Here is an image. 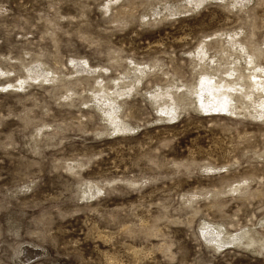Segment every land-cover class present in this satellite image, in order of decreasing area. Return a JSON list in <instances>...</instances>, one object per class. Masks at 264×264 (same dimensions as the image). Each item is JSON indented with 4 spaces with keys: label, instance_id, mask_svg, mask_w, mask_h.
<instances>
[{
    "label": "rangeland",
    "instance_id": "374dc122",
    "mask_svg": "<svg viewBox=\"0 0 264 264\" xmlns=\"http://www.w3.org/2000/svg\"><path fill=\"white\" fill-rule=\"evenodd\" d=\"M0 264H264V0H0Z\"/></svg>",
    "mask_w": 264,
    "mask_h": 264
},
{
    "label": "bare ground",
    "instance_id": "6f19581e",
    "mask_svg": "<svg viewBox=\"0 0 264 264\" xmlns=\"http://www.w3.org/2000/svg\"><path fill=\"white\" fill-rule=\"evenodd\" d=\"M252 56H253V55H252ZM251 58H252V57H251ZM245 60H246V59H245ZM248 63H249V62H248ZM248 63H247V64H248ZM251 64H253V63H251ZM253 75H254V73H253ZM257 75H258V74H257ZM212 77H213V76H212ZM249 77H251V76H249ZM255 77H256V76H255ZM257 78H258V77H257ZM213 79H214V78H213ZM257 80H258V79H257ZM212 82H213L212 79H210V80L208 79V86L210 87V89H208L209 92H208V91H207V92L209 93V95H211V96L208 98L209 100L214 99V96H213L214 94L211 92V89H212L213 87H215V85H214ZM205 83H207V82L205 81ZM227 83H229V82L227 81ZM203 85H204V84H203ZM205 86H206V85H205ZM208 86H206V89H207ZM216 87H217V86H216ZM205 91H206V90H205ZM190 93H191V92H190ZM211 93H212V94H211ZM229 93H230V92H229ZM205 94H206V93H205ZM205 97H207V95H206ZM209 100H207V101H209ZM209 102H210V101H209ZM232 102H235V101H232ZM208 105H211V102H210V104L208 103ZM228 105H229L228 100H227L226 102H222L221 104H219V106H217V111H218V110H219V111H220V110H224V111L227 110V111L229 112V109H230L231 107H230V108L227 107ZM230 105H231V104H230ZM205 106H206V105H205ZM261 107H262V106H261ZM208 108H209V106H208ZM256 108H257V107H256ZM205 109H206V107H205ZM209 109H210V108H209ZM211 109H212V107H211ZM211 109H210V110H211ZM237 109H238V108H237ZM237 109H236V110H237ZM258 109H259V108H258ZM212 110H213V109H212ZM260 110H261V109H260ZM215 111H216V109H215ZM168 112H169V111H168ZM207 112H208V111H207ZM213 112H214V111H213ZM203 113H204V111H203ZM232 113H233V112H232ZM230 114H231V113H230ZM233 114H234V113H233ZM227 115H229V114H227ZM250 115H251V114H250ZM219 227H220V226H219ZM206 228H207V227H206ZM208 228H210V227H208ZM212 228H213V227H212ZM214 228H215V227H214ZM216 228H217V227H216ZM220 228H221V227H220ZM208 230H209V229H208ZM215 231H216V229H215ZM212 232H214V230H213ZM212 232H211V233H212ZM217 232L219 233V231H217ZM209 233H210V232H209ZM213 234H214V233H213ZM208 235H209V234H208ZM224 235H225V234H224ZM221 236H222V235H221ZM225 236H226V235H225ZM225 236H224V237H225ZM227 236H228V235H227ZM208 237H209V236H208ZM224 237H223V238H224ZM217 238H218V237H217ZM221 238H222V237H221ZM207 239H208V238H207ZM207 239H206V240H207ZM226 239H227V238H226ZM210 241L214 242V243H215V246H217V241H216V239L213 238V239H211ZM210 241H209V242H210ZM252 242H253V239L251 240V242H248V243L246 244V246L249 247V248H252V244H253ZM220 243H221V242H220ZM230 243H235V244H238V245H239V244H242V241L234 239V240H231ZM245 243H246V242H245ZM211 244H212V243H211ZM213 246H214V245H213ZM261 248H262V247H261ZM255 250H256V249H255Z\"/></svg>",
    "mask_w": 264,
    "mask_h": 264
}]
</instances>
